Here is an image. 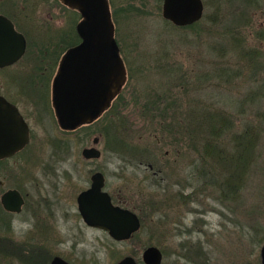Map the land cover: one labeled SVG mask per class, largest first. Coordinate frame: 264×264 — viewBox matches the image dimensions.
I'll use <instances>...</instances> for the list:
<instances>
[{"label": "rangeland", "instance_id": "rangeland-1", "mask_svg": "<svg viewBox=\"0 0 264 264\" xmlns=\"http://www.w3.org/2000/svg\"><path fill=\"white\" fill-rule=\"evenodd\" d=\"M26 1L27 6L39 1L36 14H32L41 21L36 22L38 35L33 25L27 27L28 50L36 59L45 58V54L60 56L64 46L76 40L75 24L80 18L76 9L61 0ZM161 2L108 1L114 36L122 47L121 55L130 61L131 75L127 73L109 115L81 124L75 131L62 130L59 148L53 143L56 132L50 129V122L31 120L32 139L36 134L40 146L32 151L34 156L31 154L38 161L32 167L38 189L43 188L42 179L45 193L53 189L49 174L46 178L43 175L44 163H62L71 180L61 178L59 191L65 188V192L58 204L75 209L69 200L70 187L87 186L89 168L102 167L106 188L140 215L141 226L134 237L120 242L100 232H83L81 236L95 249L99 264H114L125 254L140 257L148 244L163 250L161 264H261L264 133L258 144V162L247 168L234 195L194 173L193 162H198L199 152L189 143L187 128L175 134L169 130L173 123L177 127L188 125L185 122L192 118L193 109L194 118L199 120L197 109L208 102L239 116L234 130L254 117L258 103L253 91L257 86L251 62L240 48L261 49L258 58L263 65L258 72L264 75V38L256 35L257 29L264 27V0L247 6L242 0H208L210 5L204 3L202 19L193 28L168 23L156 7ZM219 5L224 16L217 14V22H211L206 14L212 15ZM240 11L249 20L239 17ZM232 35L243 40L236 41ZM235 43L240 46L235 47ZM233 71L236 76L227 81ZM94 136L99 137L96 146L100 156L82 157L81 148L91 145Z\"/></svg>", "mask_w": 264, "mask_h": 264}, {"label": "flooded vegetation", "instance_id": "flooded-vegetation-1", "mask_svg": "<svg viewBox=\"0 0 264 264\" xmlns=\"http://www.w3.org/2000/svg\"><path fill=\"white\" fill-rule=\"evenodd\" d=\"M26 2V0H0V14L8 18L25 39L24 50L16 58L9 60L11 53H4L3 57L0 55V95L15 106L28 127V139L25 144L14 152L0 157V264H99L95 249L89 247L88 242H84L85 238L81 236L83 232L96 231L106 234L114 242L126 241L134 237L140 229L141 217L131 207L125 206L121 197L116 198L115 194L106 188L105 172L101 166L89 168L87 186L78 189L75 185L74 190L70 187L69 200L75 205V209L62 208V205L58 204L65 192V188L63 192L59 191L63 186L61 178L71 180L68 172L63 171L62 163H44L43 175L46 178L49 174L53 189L47 192L48 194L45 193L44 179H42L43 188L38 189V180L32 171V167L37 165L38 161L33 157L32 151L35 152L40 146L36 134L32 139L31 120L42 123L47 119L50 122V129L56 132L52 140L58 148L62 142V130L75 131L81 124L74 128H63L58 122L52 101V84L64 52L60 56H47L43 52L45 58L36 59V56L34 57L28 50L27 27L33 25L36 31L33 32L38 35L36 22L41 21L33 15L36 14V5L39 1L32 2L28 6ZM121 57L125 65L126 80V63L122 55ZM125 80L107 106L94 119L109 115L108 110L114 98L121 92ZM148 165L151 167V163ZM60 170L62 171L59 174ZM97 171L103 175L104 183L101 189L109 194L111 202L131 209L140 219L139 228L127 238H114L106 229L88 224L80 212L78 194L90 186L91 175ZM51 195L53 197L50 201ZM23 222H26L24 227ZM97 236L100 241L101 238ZM143 249L140 257L136 253L125 255L133 256L137 264H145L142 260ZM160 250L163 258V250L161 248Z\"/></svg>", "mask_w": 264, "mask_h": 264}, {"label": "water", "instance_id": "water-1", "mask_svg": "<svg viewBox=\"0 0 264 264\" xmlns=\"http://www.w3.org/2000/svg\"><path fill=\"white\" fill-rule=\"evenodd\" d=\"M76 8L80 19L75 24L79 41L69 46L61 56L52 84V101L58 122L63 128L88 123L107 106L120 89L126 76L125 65L114 36V24L108 0H61ZM204 11L203 0H162L161 15L174 25L182 26L199 20ZM25 46L22 33L0 14V55L11 53L16 58ZM28 139V127L15 106L0 95V157L14 152ZM92 144L81 148L84 158H97L100 149ZM103 175H91L90 186L77 197L84 220L99 226L117 239L127 238L140 226L138 215L127 207L111 202L103 191ZM145 264H160L162 252L155 244L142 252ZM260 261L264 264V240L260 247ZM116 264H137L133 256L125 255Z\"/></svg>", "mask_w": 264, "mask_h": 264}, {"label": "trees", "instance_id": "trees-1", "mask_svg": "<svg viewBox=\"0 0 264 264\" xmlns=\"http://www.w3.org/2000/svg\"><path fill=\"white\" fill-rule=\"evenodd\" d=\"M242 1H244V5L247 6L251 3V1L254 0ZM204 3L206 6L210 5L208 0H204ZM160 4L156 6L157 9H161ZM124 9L126 8H122L121 10L123 11ZM219 11H221L220 5L215 7V11L212 15H209L208 13L206 14L207 19L211 20V22H217V14H219L221 17L224 16L222 13H219ZM76 12L78 17H80V13L77 9ZM229 13L231 14V12ZM239 17L249 20L248 16H246V14L241 11ZM201 19L202 17L193 23L179 27L193 28L195 25L199 24ZM166 21L171 25H174L170 21ZM238 30L239 29H236V34L238 33ZM226 31L227 30H225V32ZM238 34L240 35V33ZM74 35L76 40L69 43L67 46H64V49L75 44L79 40L78 35L76 33H74ZM256 35L264 38V27H259L256 31ZM232 37L234 40L236 39V41H240V39H242L241 36L232 35ZM235 44L237 45L235 47L240 46V43ZM119 50L121 52L122 47L119 46ZM240 51L242 56L251 62V74L255 77V85L257 86L256 90L254 89L253 91L255 96H257L256 98L258 103L256 104L254 117L249 120L245 119L244 123L241 124V127H239L238 130H234L239 116H236L235 114L233 115L231 111L216 106L212 102H208L206 104H202V108L198 107L199 109H197L198 112L196 115L199 117V120L194 118L196 116L192 114L194 113L193 109L190 111L192 118L185 122H188V125H179L180 127H177L176 124L173 123L170 125L171 130H169V133L175 134L177 131H184L182 127L187 128L190 137L189 143L199 152L198 162H193L195 169L194 173L200 175L201 178L207 179L208 183H213L214 185L218 186L221 191L224 192L226 189L228 193L230 192L234 195L241 187V183L247 175V168L250 166V164H257L258 162L257 160L260 157L258 144L262 134L264 133V107L261 108V102L262 99H264V75H260L258 72L260 69V64L261 66L263 65V63H261L258 58L262 51L260 48L253 46H248L245 49L241 47ZM123 58L126 63L127 73L128 75H131L130 61H128L124 56ZM222 70H224V68H222ZM236 74V71H233L232 74H229L227 81L235 77ZM248 95L249 93L247 96ZM250 99L252 101V94L250 95ZM235 104L236 108H238L239 100H237ZM241 107H244L242 102ZM242 108L239 109L240 113L244 112ZM256 209H258V207ZM257 225L259 224L257 223Z\"/></svg>", "mask_w": 264, "mask_h": 264}]
</instances>
